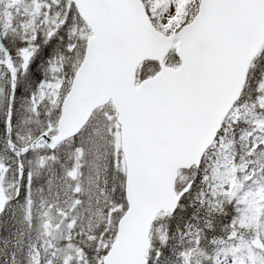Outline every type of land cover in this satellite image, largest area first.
Instances as JSON below:
<instances>
[{
	"label": "snow or ice",
	"instance_id": "snow-or-ice-1",
	"mask_svg": "<svg viewBox=\"0 0 264 264\" xmlns=\"http://www.w3.org/2000/svg\"><path fill=\"white\" fill-rule=\"evenodd\" d=\"M0 264H264V0H0Z\"/></svg>",
	"mask_w": 264,
	"mask_h": 264
}]
</instances>
